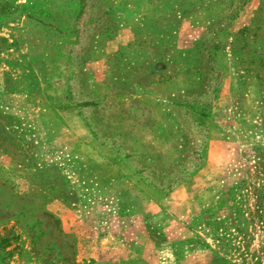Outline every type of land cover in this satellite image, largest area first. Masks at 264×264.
Segmentation results:
<instances>
[{
	"label": "rangeland",
	"instance_id": "obj_1",
	"mask_svg": "<svg viewBox=\"0 0 264 264\" xmlns=\"http://www.w3.org/2000/svg\"><path fill=\"white\" fill-rule=\"evenodd\" d=\"M0 264H264V0H0Z\"/></svg>",
	"mask_w": 264,
	"mask_h": 264
},
{
	"label": "trees",
	"instance_id": "obj_2",
	"mask_svg": "<svg viewBox=\"0 0 264 264\" xmlns=\"http://www.w3.org/2000/svg\"><path fill=\"white\" fill-rule=\"evenodd\" d=\"M237 190H239V187L237 185L236 186H233L230 190H228L227 195H228V198L231 201H236L235 195L237 194ZM234 214H235L234 217H231V218L228 217L226 220H228V221H231V220L232 221H237L238 220L239 221V215H241L242 213L240 212V210L238 209L237 206L234 208Z\"/></svg>",
	"mask_w": 264,
	"mask_h": 264
}]
</instances>
